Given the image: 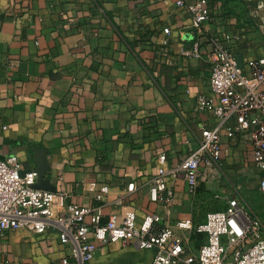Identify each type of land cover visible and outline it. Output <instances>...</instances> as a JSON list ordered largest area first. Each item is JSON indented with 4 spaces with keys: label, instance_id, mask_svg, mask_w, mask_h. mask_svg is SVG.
Returning <instances> with one entry per match:
<instances>
[{
    "label": "crops",
    "instance_id": "obj_1",
    "mask_svg": "<svg viewBox=\"0 0 264 264\" xmlns=\"http://www.w3.org/2000/svg\"><path fill=\"white\" fill-rule=\"evenodd\" d=\"M179 1L0 0V158L17 155L29 169L44 153L58 209L99 206L103 221L117 223L128 210L138 223L157 213L197 253L205 236L176 222H203L225 196L264 222L262 174L247 140L223 133L222 168L202 165L194 184L181 175L175 202L152 200L148 181L160 154L176 165L215 125L211 111L195 110L197 94L210 92L215 42L242 65L264 55V0H212L215 20L201 28ZM195 42L199 55L186 52ZM70 248L54 230H9L0 264H65ZM153 256L117 241L101 245L92 264H154Z\"/></svg>",
    "mask_w": 264,
    "mask_h": 264
},
{
    "label": "built area",
    "instance_id": "obj_2",
    "mask_svg": "<svg viewBox=\"0 0 264 264\" xmlns=\"http://www.w3.org/2000/svg\"><path fill=\"white\" fill-rule=\"evenodd\" d=\"M211 1L178 3L187 8L193 26L201 28L215 20ZM186 52L199 55V44L195 42ZM211 61L210 92L197 94L195 110L211 111L215 125L202 129L198 146L176 165H169L166 155H159L161 166L148 181L154 201L175 202L183 174L194 184L202 165L222 168L223 133L247 140L252 162L262 174L260 189L264 192V55L239 66L236 53L216 41ZM37 179L35 168L24 169L17 155L0 158V237L9 230H54L71 247L63 258L65 264H92L101 245L117 241L153 249L154 264H264V222L238 197L225 196V206L209 211L203 222L195 224L191 218L176 222L181 230L205 236L199 251L189 253V239L171 224H163L157 213L138 223L136 211L128 210L117 223L114 218L103 221L99 206L71 203L58 209L56 193L35 187ZM128 187L132 191L135 184ZM97 198L101 200L102 194ZM86 214H91L89 222Z\"/></svg>",
    "mask_w": 264,
    "mask_h": 264
},
{
    "label": "water",
    "instance_id": "obj_3",
    "mask_svg": "<svg viewBox=\"0 0 264 264\" xmlns=\"http://www.w3.org/2000/svg\"><path fill=\"white\" fill-rule=\"evenodd\" d=\"M239 66H242L240 61H238ZM37 167L35 170L38 173V179L36 183L34 184L37 188L47 189L51 191H55L56 187L51 183L50 177H45V174L50 170V166L48 164L46 156H44V153L36 154Z\"/></svg>",
    "mask_w": 264,
    "mask_h": 264
},
{
    "label": "rangeland",
    "instance_id": "obj_4",
    "mask_svg": "<svg viewBox=\"0 0 264 264\" xmlns=\"http://www.w3.org/2000/svg\"><path fill=\"white\" fill-rule=\"evenodd\" d=\"M248 207V206H247ZM195 243H196V241H195Z\"/></svg>",
    "mask_w": 264,
    "mask_h": 264
}]
</instances>
